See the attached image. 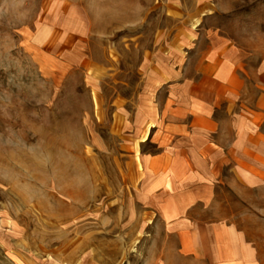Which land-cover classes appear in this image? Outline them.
Wrapping results in <instances>:
<instances>
[{"label":"rangeland","instance_id":"obj_1","mask_svg":"<svg viewBox=\"0 0 264 264\" xmlns=\"http://www.w3.org/2000/svg\"><path fill=\"white\" fill-rule=\"evenodd\" d=\"M193 1L171 14L161 0H0V264H210L182 252L174 227L137 198L139 148L114 109L125 104L142 123L127 102L140 61L157 39L185 38ZM74 6L86 13L87 40L69 66L58 50ZM255 21L264 27L263 14ZM195 57L188 75H198ZM259 197L246 206L220 189L223 204L196 210L235 221L264 264V189Z\"/></svg>","mask_w":264,"mask_h":264},{"label":"crops","instance_id":"obj_2","mask_svg":"<svg viewBox=\"0 0 264 264\" xmlns=\"http://www.w3.org/2000/svg\"><path fill=\"white\" fill-rule=\"evenodd\" d=\"M161 1L171 14L186 7L184 0ZM249 1L194 0L197 15L193 24L183 25L185 38L157 39L140 61L139 90L127 102L137 103L142 123L125 104L114 105L120 131L132 134L139 148L137 198L174 227L182 252L210 264H260L258 247L235 221L205 218L196 210L209 213L223 204L220 189L242 205H261L264 27L254 20L264 15V3L246 7ZM72 17L78 21L74 27ZM85 20V11L74 6L62 25L67 35L58 55L69 66H75L72 54L86 45ZM193 57L201 65L197 76L187 74ZM86 74L100 84L91 71ZM92 88L98 95L99 88Z\"/></svg>","mask_w":264,"mask_h":264}]
</instances>
